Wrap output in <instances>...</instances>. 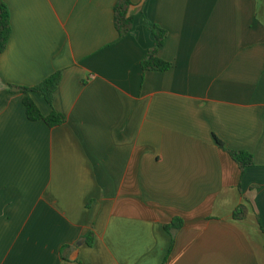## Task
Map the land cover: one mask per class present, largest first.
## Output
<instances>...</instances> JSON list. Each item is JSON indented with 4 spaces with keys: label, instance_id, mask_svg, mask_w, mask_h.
Returning <instances> with one entry per match:
<instances>
[{
    "label": "crops",
    "instance_id": "0c3cea01",
    "mask_svg": "<svg viewBox=\"0 0 264 264\" xmlns=\"http://www.w3.org/2000/svg\"><path fill=\"white\" fill-rule=\"evenodd\" d=\"M117 1L2 0L0 264H264V0H128L121 38Z\"/></svg>",
    "mask_w": 264,
    "mask_h": 264
},
{
    "label": "trees",
    "instance_id": "16d2710c",
    "mask_svg": "<svg viewBox=\"0 0 264 264\" xmlns=\"http://www.w3.org/2000/svg\"><path fill=\"white\" fill-rule=\"evenodd\" d=\"M129 5L130 3L128 0H118L114 5L113 21L118 38L127 35L131 30L133 20L130 16L127 15ZM9 33L10 28L8 11L5 4L2 2V0H0V52L5 49ZM151 34L154 41L153 47L150 51H148L144 59L141 61L140 67L142 71H167L168 69H170V64L157 57V51L163 44V41L166 37V31L154 25L151 28ZM59 81L60 73L56 72L33 87L23 88L9 86L8 89L10 91L20 92L23 95L22 105L24 107L26 117L29 121H43L48 127H55L64 123V117L55 112H52L47 117H43L34 102L31 100L29 93H36L37 95L43 97L48 104H51L53 92L56 89ZM214 140L219 148L225 150L222 142H220L217 138H214ZM226 152L241 170L250 167L253 164L252 156L246 152ZM245 212V206L240 205L233 211L232 217L234 220H240L244 218ZM181 225V220L175 219L172 220L170 224L164 226V229L167 232H171L178 230ZM83 240L88 246H91L93 242V234L91 232H87L83 236Z\"/></svg>",
    "mask_w": 264,
    "mask_h": 264
}]
</instances>
